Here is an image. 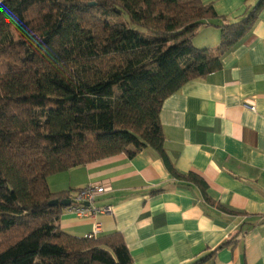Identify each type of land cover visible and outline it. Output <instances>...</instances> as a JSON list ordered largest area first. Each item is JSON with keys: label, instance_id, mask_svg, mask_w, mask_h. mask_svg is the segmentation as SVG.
<instances>
[{"label": "trees", "instance_id": "1", "mask_svg": "<svg viewBox=\"0 0 264 264\" xmlns=\"http://www.w3.org/2000/svg\"><path fill=\"white\" fill-rule=\"evenodd\" d=\"M263 6L229 21L203 0H0V264L133 263L120 232L61 228L66 207L50 202L71 191L53 192L48 178L76 166L151 147L209 200L204 177L170 162L161 109L223 67ZM205 25L220 29L214 48L194 44Z\"/></svg>", "mask_w": 264, "mask_h": 264}, {"label": "crops", "instance_id": "2", "mask_svg": "<svg viewBox=\"0 0 264 264\" xmlns=\"http://www.w3.org/2000/svg\"><path fill=\"white\" fill-rule=\"evenodd\" d=\"M203 1L237 21L259 0ZM220 37V29L205 25L194 44L214 47ZM160 119L170 162L204 177L209 200L199 186L174 178L147 147L50 176L53 192L71 196L103 184L95 206L112 207L87 217L65 209L61 228L80 237L120 232L132 264H188L233 236V245L203 264H264V6L250 33L224 54L223 67L167 97Z\"/></svg>", "mask_w": 264, "mask_h": 264}, {"label": "built area", "instance_id": "3", "mask_svg": "<svg viewBox=\"0 0 264 264\" xmlns=\"http://www.w3.org/2000/svg\"><path fill=\"white\" fill-rule=\"evenodd\" d=\"M251 110H256L254 102L246 100L245 103ZM106 191V186L103 184H88L79 188L71 196V204L66 209L80 217H87L99 213H110L111 206L96 207L95 203L102 194Z\"/></svg>", "mask_w": 264, "mask_h": 264}, {"label": "water", "instance_id": "4", "mask_svg": "<svg viewBox=\"0 0 264 264\" xmlns=\"http://www.w3.org/2000/svg\"><path fill=\"white\" fill-rule=\"evenodd\" d=\"M58 204H61L65 207L69 206L71 204V201L69 199H64L62 201H59L58 199H55V200H52L50 202V205H58Z\"/></svg>", "mask_w": 264, "mask_h": 264}, {"label": "rangeland", "instance_id": "5", "mask_svg": "<svg viewBox=\"0 0 264 264\" xmlns=\"http://www.w3.org/2000/svg\"><path fill=\"white\" fill-rule=\"evenodd\" d=\"M214 47H216V46H214ZM214 47H211V48H214Z\"/></svg>", "mask_w": 264, "mask_h": 264}]
</instances>
